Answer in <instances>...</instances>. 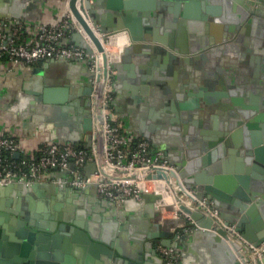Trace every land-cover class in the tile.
<instances>
[{
    "label": "crops",
    "instance_id": "1",
    "mask_svg": "<svg viewBox=\"0 0 264 264\" xmlns=\"http://www.w3.org/2000/svg\"><path fill=\"white\" fill-rule=\"evenodd\" d=\"M146 1L131 0L133 5ZM254 1L247 11L248 0H198L186 16L178 14L179 2L158 3L143 20L152 29L145 40L130 41L119 32L121 44L106 50L111 64L104 98L107 120L129 142L146 139L151 151L162 152L173 165L180 162L179 148L203 155L212 132L232 134L233 141L243 138V123L264 101V0ZM67 9V0H0L1 27L6 30L10 20H18L22 41L34 44L38 26L57 24ZM93 10L100 18L106 8L97 4ZM61 42L79 45L86 39L68 29ZM44 60L48 66L33 72ZM90 73L87 59L27 63L0 56V132L17 139L20 155L34 156L54 141L88 145L90 134L81 117L88 95L43 102L29 90L64 84L76 89L89 82ZM238 148L231 144L211 154L212 169L233 174L231 167L241 164ZM71 174L70 169L50 171L35 189L0 188V205L58 207L84 218L98 235L118 239L120 252L113 248L111 264H158L155 244L166 240L178 248L181 264H233V254L210 229H189L191 223H182L176 207L155 205L153 191L114 201L94 184L61 188L51 180Z\"/></svg>",
    "mask_w": 264,
    "mask_h": 264
},
{
    "label": "water",
    "instance_id": "2",
    "mask_svg": "<svg viewBox=\"0 0 264 264\" xmlns=\"http://www.w3.org/2000/svg\"><path fill=\"white\" fill-rule=\"evenodd\" d=\"M170 1L179 2L178 14L186 16L190 5L197 3L198 0H147L142 5H133L131 0H67L68 9L100 55L94 88L92 90L91 71L89 82L82 87L69 90L68 85L64 84L43 86L39 89H30L29 92L33 94L34 99L55 103L82 94L88 95L86 110L81 116L82 128L89 134L94 129L98 164L104 173L115 177L140 175L164 179L168 184H171L172 179L175 188L169 189L170 193L165 190L166 196L154 186L152 191L156 206L171 207L174 210L177 201L178 207L194 221V227L208 230L212 226L211 218L188 207L180 200L185 198V187L191 188L198 198L205 197L211 200L225 221L234 223L247 241L258 245L264 241V101L263 105L259 106L261 110L251 116L245 114L248 118L242 125L243 138L239 141H233L232 134L212 132L206 137V142L203 143L205 146L201 148L203 155L199 156L196 150L185 152L179 148L180 162H176L175 168L168 172L162 169L122 171L112 169L105 163L102 149L101 99L108 65H111L108 63L105 44L111 42L112 37L122 31L130 41L145 40L147 38L145 34L152 29L148 24H144V18L151 16L154 9L159 6L158 3L163 6ZM97 4L106 8L100 18L93 10ZM249 4L253 6L256 3L254 0H248L245 4L247 11ZM16 23L18 20H10L6 30L9 31ZM1 24L2 22L0 28ZM97 31L102 35L98 36ZM155 39L153 36V40ZM79 45L90 52L87 42ZM169 57L171 56L169 55L168 59ZM48 63L49 60H44L41 65L32 67V71L41 72L40 66H48ZM89 143L88 140V145ZM231 144L238 145L241 164L231 167L233 174H220L210 166L211 154H221L224 147ZM19 154V151L15 153L17 156ZM186 156L191 160L187 161ZM94 167L93 161L86 163L84 174L92 172ZM41 183L34 182L28 185L24 182H12L1 185L0 188L8 189L19 185L26 189H35ZM58 186L67 188L66 184ZM143 193L147 191L141 192V196ZM182 219V223L188 220L186 216ZM209 232L222 247L233 254V264H241V258L238 260L235 254V248L230 247L220 234L212 230ZM219 233L222 234L223 231L219 230ZM235 241L249 264H264V247L260 258L254 260L246 247L238 240ZM157 242L172 246L179 252L170 240ZM113 248L120 252L117 238L106 239L98 235L84 218L72 216L64 209L45 205L40 207L38 204L37 206L17 204L15 207L0 205V264H111ZM241 261L243 262V259Z\"/></svg>",
    "mask_w": 264,
    "mask_h": 264
},
{
    "label": "built area",
    "instance_id": "3",
    "mask_svg": "<svg viewBox=\"0 0 264 264\" xmlns=\"http://www.w3.org/2000/svg\"><path fill=\"white\" fill-rule=\"evenodd\" d=\"M68 29L78 31L84 36L90 47V52L83 46L61 42ZM17 32L18 28L16 25L11 26L9 31L3 27L0 28V56H5L12 60H23L27 63L47 58L87 59L93 72V90L97 80L100 55L69 9H67L66 15L57 24H40L34 44H27L18 40ZM96 33L98 36L102 35L99 31ZM108 79L109 65L108 73L104 79L101 99L103 115L102 149L106 165L112 169L122 171L162 169L168 172V170L174 169L175 166L167 161L162 152L150 150L146 139L139 138L129 142L115 124L109 123L104 113L106 106L104 98ZM89 142L87 146L78 147L69 143L54 141L42 146L34 156L27 157L20 154L17 156L15 155L19 149L17 139L0 132V186L12 182H24L28 185L34 182H42L50 171L70 169L72 172L70 177H53L51 180L56 185L66 184L77 188L94 184L98 193L114 201H122L128 197L140 198L141 192L148 191L149 188L141 184L142 181L140 179L143 176L140 178L115 177L104 173L98 164L94 129L90 134ZM90 161L94 162V170L85 175L84 166ZM185 193V198L180 199L181 202L211 218L212 226L209 229L220 234L230 247L235 248L238 260L240 258L241 260L243 259V262L240 260L241 264H249V262L235 240H238L246 247L254 260L260 258L264 241L258 245L250 243L236 229L234 223L225 221L211 200L205 197L198 198L191 188L185 187ZM174 206L177 211L187 217L191 223L190 226H187L190 229L195 224L194 221L178 207L177 201ZM219 230H222L223 233H219ZM155 250L160 257L158 264H181L179 253L174 247L157 242Z\"/></svg>",
    "mask_w": 264,
    "mask_h": 264
},
{
    "label": "bare ground",
    "instance_id": "4",
    "mask_svg": "<svg viewBox=\"0 0 264 264\" xmlns=\"http://www.w3.org/2000/svg\"><path fill=\"white\" fill-rule=\"evenodd\" d=\"M83 29V28H82ZM83 32L85 33V31L83 30ZM85 35L87 36V34L85 33ZM88 37V36H87ZM89 38V37H88ZM90 40V39H89ZM121 40V39H120ZM121 44V41H118V36H114V37H112V40H111V42H107L106 44H105V48H106V50L107 49H110V45L111 46H115V47H117L118 45H120ZM117 52V51H116ZM112 56H113V52L112 53H110ZM116 54V53H115ZM110 55V56H111ZM101 112H102V110H101ZM141 176L140 175H138L136 178H140ZM154 180H155V187L158 189V190H160V191H163L164 192V194H165V196H166V193H165V186L166 187H168L170 190H173V188H175V185H174V182H173V180L171 179V184H168V182H166V180H164V179H158V178H154ZM168 192V191H167ZM169 193V192H168Z\"/></svg>",
    "mask_w": 264,
    "mask_h": 264
},
{
    "label": "rangeland",
    "instance_id": "5",
    "mask_svg": "<svg viewBox=\"0 0 264 264\" xmlns=\"http://www.w3.org/2000/svg\"><path fill=\"white\" fill-rule=\"evenodd\" d=\"M106 43V42H105ZM141 181H142V183L141 184H143L144 186H146L147 188H149L148 189V191H152L153 190V188H154V185H155V180L153 179V178H142V179H140ZM165 190H167L169 193H170V190H169V188L168 187H166L165 186ZM176 203V202H175Z\"/></svg>",
    "mask_w": 264,
    "mask_h": 264
},
{
    "label": "trees",
    "instance_id": "6",
    "mask_svg": "<svg viewBox=\"0 0 264 264\" xmlns=\"http://www.w3.org/2000/svg\"><path fill=\"white\" fill-rule=\"evenodd\" d=\"M17 38L18 40L22 41L19 31L17 32ZM109 121V120H108ZM110 124H113L111 121H109ZM77 146V145H75ZM79 147V146H78Z\"/></svg>",
    "mask_w": 264,
    "mask_h": 264
}]
</instances>
